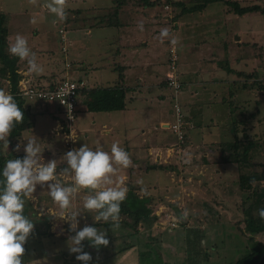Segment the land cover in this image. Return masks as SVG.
Here are the masks:
<instances>
[{
  "label": "crops",
  "instance_id": "0c3cea01",
  "mask_svg": "<svg viewBox=\"0 0 264 264\" xmlns=\"http://www.w3.org/2000/svg\"><path fill=\"white\" fill-rule=\"evenodd\" d=\"M151 1L153 0H149V2ZM236 1L244 3L242 1L248 0ZM49 2L51 0H38V5L34 3V6H38L40 10L47 12L49 10L46 5ZM194 2L193 0L184 1V5L189 6ZM216 2H222L220 12L226 13V15L234 14L229 11L228 5L223 1ZM31 4L26 0H21L17 2V7L13 9L4 0H0V12L6 16L8 47L14 42L17 34L23 35L27 39L31 51L36 54L37 63L43 69L39 74L29 72L27 59L21 60L19 58L18 73L21 76L25 74L35 81H46L49 78L57 80L68 72L72 77L84 79L89 89L118 86L126 90L125 107L123 109L96 112L89 111L83 103L85 98L89 96L90 90L87 93L83 92L81 95L83 103L81 108L84 113L79 115L80 120L77 125L75 123L73 125L74 132L77 134L73 142V146L76 149L80 147L76 144L79 134L88 129L86 126L87 121L88 124L101 123V131L104 134H108L110 131L117 133L118 145L129 154L131 159V164L126 168L130 169L129 171L134 168L133 173L135 171V174L131 177L132 180L128 181L129 178L127 181L125 180L126 183L120 186H125L127 190L132 186L136 188L137 192H147L155 196H158V194L163 195V192L168 196L166 198L171 200L176 199L174 197H178V194H176L178 186L174 185V189L171 188L170 177H163L162 175V173L166 174L163 172L164 169L152 165L150 173L143 174L141 170L146 165L136 166L142 160L148 166L150 164L148 163V156L153 154L154 150L161 149L164 145L171 143V140L167 141L171 138V132L161 126L165 122H170L172 117L171 102L173 100V91L165 83V76L169 70L168 46L171 40H176L178 47H180L178 70L184 85L183 89L178 92V100L180 99L187 123L186 134L190 137L187 148L199 150L200 152L203 149L206 155V157L202 155L200 157L199 155L192 157L194 159H190L188 164L196 165L199 163L200 168L195 167L196 173L199 171L205 180H221L227 174H235L238 177L241 172L240 169H245L249 166L248 162L246 164L242 163L244 166H241L240 163L234 160L235 158L232 155L223 160V156L217 157L212 154L214 151H210V149L217 144L222 149L229 147L230 141L221 140V136L224 138L228 137L227 133L230 132L231 138H233L232 132L236 131L234 133H239L243 128V125L239 124L240 121L237 119L241 114L240 110L244 106L243 103H240V96L250 97L252 93L251 95L255 97L258 92L264 94V87L260 88L257 93H253L250 90V86H246L244 90L238 88L240 79L237 74L232 72L235 66L231 65L230 67L228 65L230 60L219 61L221 65L219 67L214 66L220 76L215 75L211 79L207 77L210 71L214 70L213 65L211 67L207 66L211 60L207 58L205 53L210 50L208 49L209 47H206L207 43L198 44V41L202 39L189 36V30L181 28L191 22L188 16L194 12H203L208 6L200 11L180 14V7L171 4V8L176 10L171 16L170 10L168 11L164 7L168 4L152 5L145 4L142 1L139 2L138 0H126L116 13H110L113 0H65V17L63 19L54 16V13H52L53 18L39 14V18L36 17V26L30 28L26 24L28 20L26 14ZM102 5L105 6L100 7ZM98 8L99 11L96 12ZM251 13L253 12L245 13L242 16L244 17ZM238 17L240 18L241 16ZM230 19H233L232 16H230ZM161 23H165L168 27L167 36H161V27L159 25ZM63 25L66 29L65 34L70 41L66 53L62 52L59 33L58 30L55 31V26L59 29ZM253 27H255L254 31L257 32L258 37L262 33V42H264V27H262L263 29H261V26L256 27L253 25ZM233 28V26H230L229 30L227 29V33H232L234 37L231 35L232 38H230L231 36H228L230 33H226L225 36L227 37L220 38L222 49L225 51L229 49L228 51H231V54H233L234 50L237 51L241 47V42L244 43V47H249L250 44L244 39L239 41L237 36H235L238 35L237 30ZM231 29L234 31H231ZM252 35L254 34L252 33ZM262 42L259 40L257 43L259 46L264 47ZM210 44L213 45L212 42ZM244 57H239L236 54L231 57V61H234L236 67L242 65L249 71L256 72L259 78L264 79L262 77L264 66L263 68L255 67L253 64L254 59ZM65 60L71 62L70 69H77L78 71L74 73L65 70ZM249 62L250 65L248 64ZM73 64L77 68H73ZM247 69L242 70L246 73ZM251 80L257 79L253 76ZM2 81L8 83L6 79H0V82ZM7 90L5 92L8 93ZM225 92L230 93L231 101H223ZM26 103L34 115L35 123L34 127L31 130H26L21 139H19L18 143L21 144V148L18 153L25 155L23 145L27 143L30 134L33 135L35 131H38L37 135H35L41 148L37 157L38 163H47L49 160H55V175H58L56 181H59V174L61 173L57 172V169L63 164L60 154L65 153L66 150L64 135L55 132L56 114L53 112L54 107L41 108L34 101H27ZM37 106L39 107L37 108ZM256 112L258 113L259 111ZM48 118L54 119V122L48 131H44L45 123L49 122ZM251 122L253 125L257 123ZM108 123L110 124L108 125ZM80 125L84 128L81 129ZM41 126H43V129H38ZM109 149L110 153L111 148ZM153 162L154 164L156 163L155 161ZM115 167L118 168V172L123 170L120 165H115ZM118 175V173H115L111 178L114 179ZM71 176H74V172H72ZM191 177L187 176V178ZM118 180L117 177L114 183H117ZM73 183L74 181L72 180L69 185ZM47 184L48 182H45L44 189H41L46 194L39 193L44 194L40 195V197L45 198H39L40 200L38 201L44 202H40L38 206L40 209L47 211L50 206L46 204V201L50 199L53 202L54 209L58 207L59 210V205L48 194ZM105 187L112 186L106 185ZM171 189L174 191L173 193H171ZM85 190L92 192L90 189ZM24 199L26 203L23 212L25 216L33 221L34 229L25 243L22 264H82V262L75 259L76 254L70 253L68 250L70 238L84 226H90L92 221H85L81 225L79 223L74 231L55 235V231L53 232L50 229L52 227L50 220L41 221V217H38L42 213L40 210L35 211L38 206L30 202L29 195L24 197ZM201 204L207 205L205 201H202ZM210 209L213 208L210 207ZM99 229L104 230L105 228L99 226ZM109 229L107 228V232ZM195 229L194 235H187L189 241L184 242L190 244L188 251L195 249V251L203 252L204 228ZM192 231L190 232L192 233ZM107 232V238L108 235H111L108 238L109 244L107 246L102 245L97 249L91 247L87 240L82 241L84 244L83 250L91 253L92 257H94L93 259H97L95 264H127L129 260H136L137 264H141L139 263L140 256L144 257L147 255L150 260H154L158 256V253L151 251L152 248L148 249L146 241L142 238L133 247L116 253L115 250L124 244L123 239L125 238L121 235L117 236V233H114L113 230V235ZM168 241L171 242V234L168 237ZM194 243H199V246L193 247ZM185 248L187 249V247Z\"/></svg>",
  "mask_w": 264,
  "mask_h": 264
},
{
  "label": "rangeland",
  "instance_id": "374dc122",
  "mask_svg": "<svg viewBox=\"0 0 264 264\" xmlns=\"http://www.w3.org/2000/svg\"><path fill=\"white\" fill-rule=\"evenodd\" d=\"M19 1L21 0H4V2H6L8 6L10 8L12 7L13 9L17 7V2ZM26 1L28 3H32L31 7L29 8V11H27L26 14L28 19L26 24L28 25V27L34 28L36 26L35 25L36 17H38L39 14L48 15L50 18H53L52 13H47L50 11L46 12L40 10V7L38 6H34V3L38 5L37 3L38 0H26ZM138 1L140 2L141 0ZM176 1H183L184 3V1H189V0H176ZM193 1L201 2L202 0H193ZM242 2L244 3L239 2L240 5L242 6L251 5L254 4L255 2L259 5L261 10L253 11V13H251L250 15H246L243 17L242 15L244 14L242 15L237 14L233 12L229 6H227L229 11H231L234 14L226 15V13L220 12L222 2H212L207 5L208 7H206V9L203 12H194L192 15L188 16V19L191 22L188 23L187 26H182L181 28V29H188L189 36H192L196 39H202L198 41V44L203 45L207 43L206 47H209L208 49L210 50H207L205 53L207 54V58L211 59L207 66L211 67V65H213V69H214L213 71L211 70L207 76L210 79L215 75L220 76V74H218L219 72L214 68L215 65L217 67L221 65L219 61L222 62L224 60H230L228 65L230 67L231 65L233 67L235 66L232 69V72H234V74L243 71L242 69L246 70L247 68L243 67L242 65L241 66L238 65V67H236L234 61H231L232 59L231 57H233L236 54L239 57L245 56L244 58L254 59L255 61L253 64L255 65V67L263 68L264 47L259 46V44L257 43L259 42V40H261V42L263 41V35L261 33L258 37L257 32L254 31L255 27H253V25L256 27L261 26V29H263L262 27H264V12H263L264 0H248ZM156 5H161V3ZM103 6L105 5H102L100 7ZM167 6L168 8L165 9L168 11L170 10L169 13L172 16L176 10L174 8H171V3H169ZM115 8H116L115 3H113L110 9L111 12L110 11L109 12L113 13L116 10ZM160 9H162V7H160ZM97 11H99V8L96 9V12ZM219 12L220 14H218ZM54 16L56 15L54 14ZM230 16H232L233 19H230ZM238 16L241 17L239 18ZM218 21L220 22L218 23ZM159 25L161 27L160 28L161 31L163 29L168 28L165 23H161ZM230 26H233L234 27L233 29L237 30L238 35L235 36H237L238 40L242 41V39H244V41L250 43L249 47H244V43L241 42V47H239L237 51L234 50L233 54L230 53L231 51L230 52L228 51L229 49L228 50L226 49L227 51L222 49L220 38L227 37L225 35L227 33V29L230 28ZM55 29H54L55 31L58 30L56 26ZM233 29H231V31H234ZM184 33L185 31L183 32V35ZM252 33L254 35H252ZM231 35L233 36L232 33H230L228 36L230 37ZM232 36L230 38H232ZM211 42L213 43V45L210 44ZM176 51H177V55L179 56L180 47H178L177 42H176ZM250 62L248 63L249 65ZM73 68H77V67L74 66L73 64ZM68 71L76 73L78 70L68 69ZM252 72L247 69L246 74L244 75L237 74L240 79L238 83L239 84L238 88L244 90L246 86H250V90H252L253 93L254 92L257 93L258 90H260V88L264 87V79L259 78L257 76L256 77L257 80L252 81L251 78L253 77V75L249 74ZM179 73L180 72L178 70V74ZM262 77H264V74L262 75ZM0 83L4 84L6 82L2 81ZM251 94L250 97L244 95L240 96V103L241 104L243 103L244 106L240 110L241 114L237 117V119L238 121H240L239 124L243 125L242 130H240L239 133H234L236 131L232 132L233 138H231L230 132L227 133L228 137L224 138L221 136V140L230 141V145L228 148L226 147L225 149H222V147H219L217 144L214 146V148L211 147L210 149V151L211 150L214 151L212 152V154L216 155L217 157L219 156L230 157L232 153L241 155L243 146H239V145L240 144L245 145L249 141H252L253 146L251 147L250 154H248L247 157L248 158L247 162L249 163V166L246 167L245 169L241 168L240 169L241 172L238 177L235 176V174L234 175L227 174L221 180L218 179L205 180L203 175H201L199 171L196 173L195 167L200 168L199 163L196 165L188 164V162H190V159H194L192 157H196L197 155H199V157L201 155L206 157L205 152H203V149H201V152L199 150L188 149L187 143L190 141V137H188L186 134L184 142L179 143L176 139L175 134L170 129L169 131L171 132V138L168 139L167 141L171 140L170 141L171 143L164 145L161 149L154 150L153 154L148 156V163H150L148 166L147 164L143 163V160L142 162L140 161L138 164H136V166L141 164L143 166L146 165L141 170L143 174L150 173V168H152V165L153 166L156 165L158 168L164 169L163 172H165L166 174L162 173V175L163 177H170L171 188L174 189L173 188L174 185L176 187L178 186V192H176V194H178V197H174L176 198L174 200L166 198L168 196L165 195L163 192L162 194L165 196L161 194L155 196L149 193L150 195H152L154 199L153 200L154 203L152 205L153 207L152 215H154L156 218L154 219L150 227L144 228V226H141L140 224L138 227L139 230L141 231V235H142L141 238L144 241H146L147 244L146 246L149 247L148 249L152 248L151 251L154 253H158V256H156L154 260H150L148 258L149 256L147 257V255H145L144 257L140 256V261L138 260L139 263L141 264H210V263L225 264L231 260H234L237 256L236 253L241 251L240 249L248 247L249 244L247 243L248 234L243 232L245 231L244 230L245 211L248 209V207H250L251 212L253 214L255 215L258 214V207L257 206L253 207L255 194H252V190L256 189L257 191L260 192L261 189H264V178L261 181L259 180L253 181L250 189H248L247 191H243L240 185L241 174L244 175L254 174L257 177L264 175V94L258 92L255 97L252 96ZM180 96H181V92H180ZM223 98H224L223 101L226 102L231 101L230 93L225 92ZM179 105L182 109L180 103ZM173 106L174 105L172 100L171 102L172 117L170 121L171 123L174 120ZM38 107L39 106H37V108ZM81 107L82 105L78 104L77 107L78 113H77L75 125H77V123L80 120L79 115L84 113V110ZM256 111L259 112L257 113ZM116 117L118 118V116ZM48 121L50 123L49 122L45 123L44 131L49 130L51 124H53L54 122V119L48 118ZM251 121L257 123L253 125ZM109 124L110 123H108V125ZM111 124H113V122H111ZM86 126L88 129L86 128L87 130L82 131L77 139L76 144L79 146L85 144L93 150L99 147L102 148V150L109 152L108 150H110L109 148H111V145L113 143H118L119 141L118 137H116L117 133L113 131H110V133L108 134H104L101 131V123L99 122H96L94 124L92 123L88 124L87 121ZM40 128L43 129V126L38 127V129ZM80 128L83 129L84 127H81L80 125ZM37 132L38 131H35V134L33 135L30 134L29 137H33L37 135ZM237 139L241 140L242 142L238 144L236 149H234L233 147H231V145L235 141H238ZM19 141L20 140L16 141L15 145ZM60 157L62 159L63 164L61 167L58 168L59 170L57 169V172L61 173L59 174L60 177L59 182L61 183L62 186H69L70 182H72L73 180L72 179L73 177L71 176L73 171L67 165V162L64 159V153H61ZM153 161H155L156 163L154 164ZM241 166L244 165L241 164ZM122 169L124 170V171L122 170L123 172L122 171L118 172L117 170L116 173H118L119 175L116 176V178L114 179L111 178L113 183L112 185L109 186L114 187L117 185H122L123 183H126V181L129 178L130 179L128 181L132 180L131 177L133 176V174H135V171L133 173L134 168L131 169L132 171H129L130 169L128 170V168L125 167H123ZM187 176L190 177L193 176V177L187 178ZM56 177H58V175H56ZM117 177L119 180L117 181V183L115 182L116 183L115 184L114 180L117 179ZM55 182L57 181H50L48 183H55ZM44 187H45L44 184L43 186H41L40 183H37L34 191L29 194L30 202L33 203V205L35 204L36 206H38L40 205V202L42 203L44 202V201H38L40 200L39 198H45V197H40V195L46 194L44 190H41L44 189ZM164 188L166 187L164 186ZM161 189H163V187H161ZM84 190L85 189L78 191L70 198L71 199L70 206L65 210L62 209L58 210V207L57 209H54L53 202L50 199L46 201L47 202L46 204L50 206V209L45 211L40 209L38 206V209L36 210L34 209V210L35 211L40 210V212L42 213L41 216L38 214L37 215L38 217H41V221H45V219L50 220V225L52 226L50 229H52L53 232L55 231V235H60V233L62 232L70 231L69 227L72 224L73 220L70 219L69 217L72 211L74 210H78V214L74 218L75 221L77 222V226L79 223H80L79 225H81L85 221L92 220V217L95 220L96 210H87L83 208V197L87 194H90V192L86 190L85 192H83ZM173 192L174 191L172 190L171 193ZM39 193H44V194H39ZM142 193L143 192H139V194ZM202 201L203 202L205 201L209 206L201 204ZM260 203L261 204L258 205L259 209L262 207L264 208V199H262ZM210 207L213 209L209 210ZM178 211L182 213L183 215L182 217H179ZM216 216L217 218H215ZM170 221L171 223L174 222L176 226H172V225L170 226ZM191 227L193 228V230L195 228L198 229L204 228L203 232L205 238L202 244L203 245L202 251L203 252L206 251L204 252V254L203 252H199V250L195 251V249H191V251H188L190 244H186L184 241H188L187 235L191 234L189 232L191 230L190 229ZM105 232H107V230ZM107 233L112 234V230L111 231L109 230ZM170 234H171V242L168 241V237L170 236ZM253 237L255 239L264 242V231L261 233H257ZM185 247H187V249ZM210 247L212 248L210 249ZM132 263L137 264V261L129 260L127 262V264H132Z\"/></svg>",
  "mask_w": 264,
  "mask_h": 264
},
{
  "label": "clouds",
  "instance_id": "9594fccd",
  "mask_svg": "<svg viewBox=\"0 0 264 264\" xmlns=\"http://www.w3.org/2000/svg\"><path fill=\"white\" fill-rule=\"evenodd\" d=\"M65 0H51L46 6L51 13L60 19L65 17ZM142 27V25H141ZM167 29L161 31V36H167ZM175 43V41H173ZM11 55L21 60L27 59L28 71L41 73L42 67L37 63L36 54L28 46L27 39L17 34L15 40L8 47ZM24 119V113L17 105L14 97L0 89V141L9 143L8 137L16 123ZM21 144L15 145L19 151ZM41 148L35 136L27 139L23 145V157L9 159L2 169L3 187L0 188V264H22V256L25 252V243L33 232L34 223L24 215L25 199L32 193L37 183L41 186L45 182L56 181V162L49 160L47 163H38V154ZM64 159L69 168L74 172V183L62 186L59 181L48 183V194L60 209L65 210L70 206L71 197L80 189L93 190L83 197V208L98 210L95 220L117 222L119 219L121 202L126 198L127 189L124 186L105 187L111 185V176L117 172L114 165L128 167L131 164L129 154L113 143L111 151L106 152L102 148L95 150L83 144L78 149H69L64 153ZM67 171V169H66ZM78 210L72 211L70 219L73 220L69 227L74 231L77 227L75 216ZM258 215L264 219V208L258 209ZM87 240L93 248L107 246L109 240L105 230L94 226H84L76 231L70 238L69 252L74 253L75 259L82 264H90L93 257L91 253L84 251L82 241Z\"/></svg>",
  "mask_w": 264,
  "mask_h": 264
},
{
  "label": "trees",
  "instance_id": "16d2710c",
  "mask_svg": "<svg viewBox=\"0 0 264 264\" xmlns=\"http://www.w3.org/2000/svg\"><path fill=\"white\" fill-rule=\"evenodd\" d=\"M141 1L145 4H152V5H156L160 3L161 4L171 3L174 6L180 7V11H179L180 14L184 12L200 11L204 9L209 3L216 2V1H223L226 5L230 7V9L233 12L237 14H241V15L245 13L261 10L259 5L256 3L251 4V5L242 6L236 0H202L201 2H194L192 5H189V6H185L183 1H171V0H162V1L153 0L151 2H149V0H141ZM125 2L126 0H113V3H115V7H116L115 8L116 10L114 11V13H116L118 11V8L122 6L123 3ZM7 48H8V43H7L6 16L5 14L0 12V79L8 80V83H4V84L0 83V89H3L4 91L8 89L7 90L8 93H10L14 97L15 101L17 102V105L21 108V110L24 113V119L21 122L16 123L10 133L8 137L9 143L6 144L5 142L0 141V169L3 168L7 160L24 156L22 153H18L15 151V143L16 141L21 139V137L23 136V133L26 130H31L34 127V123H35L34 115L26 103L29 100H26L25 97H22L17 93L18 92L17 82H18V79L21 77V75L18 73L19 57L11 55L8 52ZM237 74L244 75L246 73L244 71H240ZM249 74L257 77L256 72L255 73L252 72ZM179 80L181 82V90H182L183 83L180 79V74H179ZM47 81L50 82L51 85H54L53 83L55 81L54 79L49 78L47 79ZM88 90H90L89 96L85 98V101L83 103L86 105L89 111H93V112L113 111V110H120L125 107L124 98H125L126 90L122 87L115 86V87H105V88L98 87V88H91V89L86 88L82 92L87 93ZM172 99H173V95H172ZM178 101H180V99ZM241 142H242L241 140L235 141L231 145V147L236 149L238 144H240ZM239 146H243L241 155L232 153V157L235 158L234 160L237 163L246 164L248 160L247 158L248 154H250L251 147L253 146V142L249 141L245 145L240 144ZM225 158L226 157H223V160H226ZM263 178H264V175L257 177L254 174H248V175L241 174L240 175L241 189L243 191H247L248 189H250L253 181H256V180L261 181L263 180ZM2 179L3 178L0 177V181H2ZM2 187H3V184L2 182H0V188ZM90 191H93V190H90ZM252 194H255L253 207L257 206L259 209L258 205L261 204L260 203L261 200L264 199V189H261L260 192L257 191L256 189H253ZM153 200L154 199L152 195H150L149 193L145 192V193L139 194V192L136 191L135 187L130 186L126 192L125 200L121 202L118 221L117 222H113L111 220L96 221L92 217V220H91L92 224L90 226L97 227V229L99 226L104 227L105 231L107 230V228H110L109 230L110 231L113 230L114 233H117V236L121 235L122 237H124L125 238L123 239L124 244L115 251L116 253L125 251L141 241L140 239L142 235L138 227L139 224L141 226H144V228L150 227V225L156 218L154 215H152V212H153L152 205L154 203ZM97 211L98 210H96V212ZM178 212H179V217H182L183 216L182 213L180 211ZM190 229H191L190 231L193 230L192 227ZM194 230L195 231H192V233L189 231L191 235H194V233L196 232V229ZM244 230L245 231L243 232L248 234V238H247V241H248L247 243H249L248 247L240 249L241 251L236 253L237 254L236 258L225 264H264V242L261 240L255 239L253 237L257 233H261L264 231V219H261L258 214L257 215L253 214L251 212L250 207H248V209L245 211ZM110 236L111 235H108V238ZM187 240L189 241L188 238ZM198 246H199V243L193 244V247H198ZM211 248L212 247H210V249ZM96 262H97V259H92V261H90V264H95Z\"/></svg>",
  "mask_w": 264,
  "mask_h": 264
},
{
  "label": "built area",
  "instance_id": "2783aa9c",
  "mask_svg": "<svg viewBox=\"0 0 264 264\" xmlns=\"http://www.w3.org/2000/svg\"><path fill=\"white\" fill-rule=\"evenodd\" d=\"M165 8H168L166 5ZM61 50L67 52L68 44L70 43L66 36L65 26L58 29ZM171 40L168 46V72L165 76L167 85L173 91V122H165L162 127L172 130L179 143L184 142L186 135L187 123L183 111L178 102V92L181 90V82L178 74V55L176 51V42ZM71 62L64 61V69H70ZM54 85L46 81H35L30 76L23 74L17 82L18 94L25 97L26 100L38 102L42 107L53 106V112L56 114V133L64 135L65 150L76 149L73 146L74 139L77 134L74 132V123L78 113V104L82 105V91L88 88L87 82L84 79L75 78L64 73L59 79L55 80ZM176 226L174 222L170 226Z\"/></svg>",
  "mask_w": 264,
  "mask_h": 264
},
{
  "label": "water",
  "instance_id": "95a60500",
  "mask_svg": "<svg viewBox=\"0 0 264 264\" xmlns=\"http://www.w3.org/2000/svg\"><path fill=\"white\" fill-rule=\"evenodd\" d=\"M263 256V255H262Z\"/></svg>",
  "mask_w": 264,
  "mask_h": 264
}]
</instances>
